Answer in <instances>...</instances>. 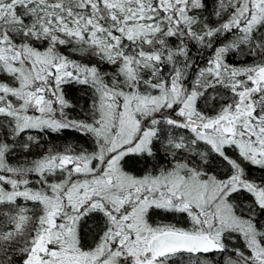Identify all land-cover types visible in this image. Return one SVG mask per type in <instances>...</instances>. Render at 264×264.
<instances>
[{
  "label": "snow or ice",
  "instance_id": "6c2138e0",
  "mask_svg": "<svg viewBox=\"0 0 264 264\" xmlns=\"http://www.w3.org/2000/svg\"><path fill=\"white\" fill-rule=\"evenodd\" d=\"M0 264H264V0H0Z\"/></svg>",
  "mask_w": 264,
  "mask_h": 264
}]
</instances>
